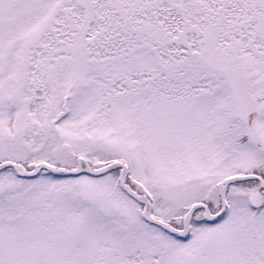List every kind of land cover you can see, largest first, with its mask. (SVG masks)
Listing matches in <instances>:
<instances>
[{
  "label": "snow or ice",
  "instance_id": "1",
  "mask_svg": "<svg viewBox=\"0 0 264 264\" xmlns=\"http://www.w3.org/2000/svg\"><path fill=\"white\" fill-rule=\"evenodd\" d=\"M0 264H264V0H0Z\"/></svg>",
  "mask_w": 264,
  "mask_h": 264
}]
</instances>
